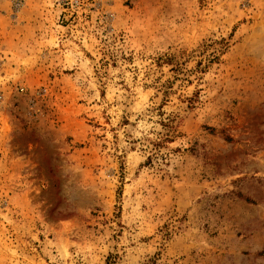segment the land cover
Returning <instances> with one entry per match:
<instances>
[{"label": "rangeland", "instance_id": "rangeland-1", "mask_svg": "<svg viewBox=\"0 0 264 264\" xmlns=\"http://www.w3.org/2000/svg\"><path fill=\"white\" fill-rule=\"evenodd\" d=\"M0 264H264V0H0Z\"/></svg>", "mask_w": 264, "mask_h": 264}]
</instances>
